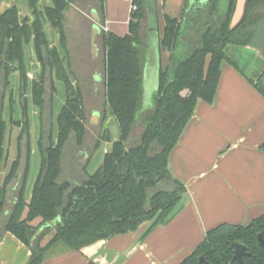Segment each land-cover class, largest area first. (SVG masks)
<instances>
[{
    "label": "trees",
    "instance_id": "obj_1",
    "mask_svg": "<svg viewBox=\"0 0 264 264\" xmlns=\"http://www.w3.org/2000/svg\"><path fill=\"white\" fill-rule=\"evenodd\" d=\"M27 1L33 20L22 17L17 5L0 11V230L12 233L30 249L26 264H42L48 251L59 243L68 250L82 251L115 235L135 231L144 222L151 221V230L176 215L187 188L172 176L170 154L197 102L214 101L222 62L234 63L227 47L253 46L264 57V0H246L236 24L232 21L238 0H208L204 4L200 0H185L180 18L165 14L160 48L170 51V61L165 69H160L153 101L147 106L148 48L143 34L146 0H132L129 32L123 36L111 31L100 34L105 89L101 125L113 117L119 137L113 141L111 130L103 129L95 149L102 142H112L111 149L92 173L87 171L90 157L83 169V179L73 181L60 180L63 151L70 138L74 137L77 145L82 146L87 136L83 92L72 79L75 73L65 28L73 0H51V5L42 7L40 0ZM94 1L104 21L105 0ZM45 23L59 35L60 48L48 36ZM31 43L41 73L38 80L30 83L26 46ZM15 72L19 73L23 109L19 121L11 114L14 93L9 95L10 115L4 114L11 75ZM47 76L53 83V91L57 92L56 83L62 82L65 98L55 115V127L51 123L44 139ZM255 87L264 96V85L256 82ZM28 89L31 101L39 109L40 123V164L29 200L26 190L32 150L28 143L26 168L18 169L21 139L24 134L30 138ZM13 125L21 129L17 157L3 176L2 168L9 160L6 141ZM260 233L264 237V214L248 225L221 224L209 230L179 264H200L201 256L209 264H238L234 260L233 242L243 244L250 253L244 257V264H264ZM88 264L96 263L89 258Z\"/></svg>",
    "mask_w": 264,
    "mask_h": 264
},
{
    "label": "crops",
    "instance_id": "obj_2",
    "mask_svg": "<svg viewBox=\"0 0 264 264\" xmlns=\"http://www.w3.org/2000/svg\"><path fill=\"white\" fill-rule=\"evenodd\" d=\"M207 1L200 0L203 4ZM1 3V11L11 5L19 8L20 3L24 9L27 6L22 10L24 12L19 9L20 15L32 16L27 0H1ZM184 3L185 0H146L145 89H149L150 84L152 93L158 86L159 71L168 66L171 55L170 51L160 48L165 14L180 18ZM51 4V0H40L42 6ZM132 8L131 0L129 21ZM73 16L80 19L79 23L86 18L92 19L93 23H89L91 35L88 36L87 28L82 25L80 38L83 53L90 48L96 58L100 21H105L100 18L98 4L94 0H73L72 8L66 14L65 27L69 53L72 28L69 20ZM74 24L72 22V26ZM232 24L236 23L232 21ZM47 25L51 35L57 36L56 46L60 48L59 35L49 23ZM95 27L99 28L98 32ZM56 40H52L53 44ZM226 51L234 63L222 62L214 101L197 102L169 157L172 176L187 188L176 215L151 230V221L144 222L135 231L115 235L82 251L62 247L53 252L52 248L42 264H88L89 258L96 264H179L204 240L209 230L224 223L248 225L264 214V96L255 87L258 79H264V58L260 51L256 53L247 46H228ZM27 55L29 60L34 56L40 67L32 43L26 46ZM106 122L115 127L111 117ZM111 146L112 143L109 147L103 145L97 169ZM31 191L32 188L26 191L28 200ZM30 256V249L16 236L0 230V264H26Z\"/></svg>",
    "mask_w": 264,
    "mask_h": 264
},
{
    "label": "rangeland",
    "instance_id": "obj_3",
    "mask_svg": "<svg viewBox=\"0 0 264 264\" xmlns=\"http://www.w3.org/2000/svg\"><path fill=\"white\" fill-rule=\"evenodd\" d=\"M46 2V0H43ZM246 0H238L236 11L233 17V22L237 23L244 10ZM42 7V5H40ZM130 7H131V0H105V21L102 23L100 21L101 32L103 31L102 24L107 27L110 31L115 32L117 34H125L129 30V16H130ZM2 9V3L0 5V11ZM19 9L25 10L19 3ZM24 12V11H22ZM75 17V18H74ZM33 20V16L30 17ZM74 26L71 25V32H70V44H71V53H70V62L71 68L75 73V77L72 79L78 82L80 88L83 92L84 97V109L86 114V126H87V136L82 146L77 145L74 137L70 138L67 142L62 157V167L63 172L61 174L60 180L61 181H73L74 179L82 178L83 179V169L86 167L89 158L87 171L89 173L94 172L97 169V162L101 161V157L103 154V145L109 147L110 143L102 142L101 146L97 149L96 143L98 139L101 137L103 129L109 128L111 130L112 140H117L119 137L118 125L117 122L113 117L111 120L114 126H110L107 122L104 125L102 123V116L104 111V102H105V89H104V67H103V49L101 46L100 36L97 37V42L99 46L98 55L96 58L93 57L91 51L86 49V53H83V47L81 45V29L82 25L87 30L88 36L91 35L90 24L93 23L91 18H86V21L83 20L82 23L80 19L76 16L71 17V20ZM90 23V24H89ZM45 28L47 31L48 36L52 40H56L57 36L51 35V32L48 30V25L45 23ZM81 28V29H80ZM89 31V32H88ZM57 40L54 41L56 45ZM64 54V52L62 51ZM27 62V70L29 75L30 83L33 80H38L40 78L41 67L38 66L36 63L35 57L29 60L28 55L26 57ZM34 63V64H33ZM12 84L11 87L8 89L6 100H5V117L10 115L9 110L7 109L8 102H9V95L10 93H14V111L11 112L14 116L15 121H19L23 115V109L21 106V98H20V88H19V73L15 72L11 75ZM96 80V81H95ZM154 80L151 79V84L153 85ZM258 83L264 85V79H258ZM46 91H45V109L43 113V132H44V139H46L47 134L50 129V125L54 126L55 123V115L59 112L61 104L64 103V86L62 82L58 81L56 83L57 92L52 90L53 83L50 81L49 76L46 77L45 81ZM1 86V85H0ZM150 88L146 90V103L145 105H150L154 98V93H152V87L149 84ZM1 94V88H0ZM27 99L29 102L28 105V117L30 121V138H27L24 134L21 139V159L19 162L18 169H25L26 168V156H27V143L31 147V155H30V168H29V177H28V186L27 192L31 190L37 173L39 171V164H40V153L38 150V139L40 136V123H39V109L33 104L31 101V92L28 89L27 92ZM25 98V97H24ZM23 98V100H24ZM1 101V100H0ZM54 103L53 109H51V104ZM99 114L98 120L95 123L94 117ZM53 113V114H52ZM117 125V126H116ZM55 127V126H54ZM11 133L9 134V138H7L6 144L9 150V160L6 164V167L2 168L4 173L3 176L9 171L11 168L13 160L17 157V140L20 134V127L13 125ZM114 129V130H113ZM95 149V150H94ZM77 182V181H75ZM14 184L10 186V191H12V187ZM64 247V244L59 243L53 247V252L57 251L58 249Z\"/></svg>",
    "mask_w": 264,
    "mask_h": 264
},
{
    "label": "water",
    "instance_id": "obj_4",
    "mask_svg": "<svg viewBox=\"0 0 264 264\" xmlns=\"http://www.w3.org/2000/svg\"><path fill=\"white\" fill-rule=\"evenodd\" d=\"M205 1H207V0H205ZM95 30L98 32L99 31V28L98 27H95ZM247 47L254 49V51L256 53L259 51L257 48H255L253 46H247ZM96 50H97L96 49V46H94V52H95V54H96ZM262 57H263V55H262ZM98 117H99L98 114H97L96 117H94V122L95 123L97 122ZM42 230H43V228L40 229V231L38 232V234L41 233ZM258 240H259L260 245L262 247H264V237H263V234L262 233H260L258 235ZM232 246L235 248L234 260L237 261L238 264H244V257L250 255V253L247 252L246 247L243 244L238 243V242H233L232 243ZM199 262H200V264H202V263L203 264H209L203 256H201L199 258Z\"/></svg>",
    "mask_w": 264,
    "mask_h": 264
},
{
    "label": "built area",
    "instance_id": "obj_5",
    "mask_svg": "<svg viewBox=\"0 0 264 264\" xmlns=\"http://www.w3.org/2000/svg\"><path fill=\"white\" fill-rule=\"evenodd\" d=\"M103 27V30H105L106 32L108 31L107 27L105 26H102Z\"/></svg>",
    "mask_w": 264,
    "mask_h": 264
}]
</instances>
